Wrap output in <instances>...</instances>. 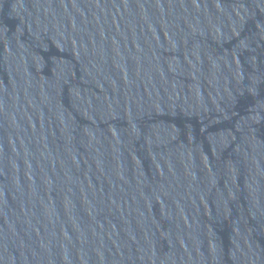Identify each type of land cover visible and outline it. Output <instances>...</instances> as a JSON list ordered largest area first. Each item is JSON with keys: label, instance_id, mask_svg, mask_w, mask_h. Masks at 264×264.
<instances>
[{"label": "water", "instance_id": "95a60500", "mask_svg": "<svg viewBox=\"0 0 264 264\" xmlns=\"http://www.w3.org/2000/svg\"><path fill=\"white\" fill-rule=\"evenodd\" d=\"M0 264H264V0H0Z\"/></svg>", "mask_w": 264, "mask_h": 264}]
</instances>
